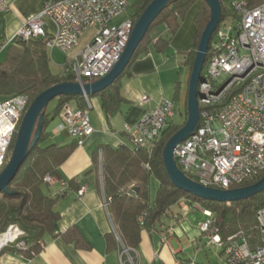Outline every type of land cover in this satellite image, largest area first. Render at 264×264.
<instances>
[{
    "label": "built area",
    "instance_id": "obj_1",
    "mask_svg": "<svg viewBox=\"0 0 264 264\" xmlns=\"http://www.w3.org/2000/svg\"><path fill=\"white\" fill-rule=\"evenodd\" d=\"M43 7L29 17L16 31L15 40L44 38L47 51L57 49L69 59L63 75L73 81L97 80L106 75L117 62L128 40L132 20L128 14V0H42ZM12 0H0V12H8ZM230 9L235 15L234 27L218 26L214 38L213 54L206 63L205 75L199 84V127L195 134L178 144L174 160L184 174L207 187L228 190L250 181L264 171V2L250 8L240 0H232ZM124 18L115 23L119 18ZM55 29L48 35L45 20ZM90 30L92 34L80 47V39ZM0 46V52L5 49ZM225 80L220 83L222 78ZM152 98L143 95L139 105L149 104ZM25 95L0 99V171L7 163V150L16 135L27 106ZM174 102L165 98L156 101L151 109L143 112L133 125L125 124L123 134L129 145L140 147L150 155L160 140L162 132L176 116ZM214 109H211L213 108ZM89 101L77 109L66 104L59 115L57 132L65 131L80 143L92 133L89 119ZM100 155V152H99ZM149 169L148 165H144ZM50 185L55 178L45 176ZM85 186L77 195L85 192ZM107 208V199L102 200ZM206 220L200 230L209 226L211 212L199 207ZM256 222L262 245L250 251L246 240L239 235L222 243L216 235L210 243L223 250L226 264H264V206L257 212ZM120 244L119 264L126 255L130 264L134 249ZM23 231L10 225L0 234V251L13 247L25 252L28 245ZM174 264H194L177 260Z\"/></svg>",
    "mask_w": 264,
    "mask_h": 264
},
{
    "label": "trees",
    "instance_id": "obj_2",
    "mask_svg": "<svg viewBox=\"0 0 264 264\" xmlns=\"http://www.w3.org/2000/svg\"><path fill=\"white\" fill-rule=\"evenodd\" d=\"M227 0H219L221 5V20L230 18L232 21L236 15L226 6ZM253 8L263 3L264 0H240ZM151 0H132L129 2L131 14H128L134 24ZM200 7L194 18L197 28L195 41L192 49L186 56L185 64L191 70L198 38L209 19V9L203 0H175L170 2L148 26V29L129 63L124 67L122 73L113 80L112 84L98 94L87 97H98L100 109L106 115L115 113L119 106L125 102L120 95V82L128 73V67L138 57L145 56L148 52L150 33L153 29L163 26L167 29L169 36L175 34L186 12L196 3ZM213 34L209 42V48L200 78L203 79L206 70V63L213 54ZM48 36L30 40H15L7 45L3 57L0 59V99L13 95H25L28 99L27 110L30 103L39 93L60 82L73 81L69 75H55L50 68V60L46 49ZM168 44L167 38H158L153 44L156 52H164ZM84 81H90L85 79ZM93 81V80H92ZM53 102L52 109L46 111L48 105ZM43 109V123L38 141L21 163L18 171L7 187L10 194L0 193V234L4 233L10 225L17 226L23 231L28 248L23 254L27 257L36 255L41 250L40 243L45 237L54 235V225L59 219L55 211V202L58 197L47 195L42 189L47 184L43 181L45 176L60 181L59 167L67 160L77 147L78 142L58 146L48 143L47 128L49 123L59 117L61 109L66 104H71L77 109L86 107V98L83 96H58ZM186 104V101H185ZM184 104V105H185ZM211 109H214L211 108ZM24 110V111H25ZM23 111V112H24ZM186 117V105L180 114V124L169 123L162 132L160 140L155 145L152 153L147 154L146 150L130 145H121L116 148L109 146L100 147L102 188L107 199V211L111 217L113 227L120 243L128 249H135L139 245L140 232H154L168 230L164 225L166 220L178 221L177 214L171 211L178 207L182 200L196 204L205 211L211 212L210 222L207 230L202 234L211 238L216 235L222 243H228V239L234 235L242 236L250 251H255L262 245L258 224L257 212L264 206V190L255 196L237 202L219 203L202 200L193 197L171 185L162 164L163 145L168 139L179 130L184 124ZM19 125V124H18ZM16 137V135L14 136ZM7 150V161L10 158L15 138ZM98 158L96 152L93 156L94 164ZM148 165L149 169H145ZM193 181L196 179L185 174ZM264 175V171L250 181L230 189L240 188L256 183ZM67 184L71 187L72 181ZM155 184L156 188L152 194L151 190ZM134 194V196H132ZM165 228V229H163ZM65 234L75 243L76 247H87L80 244L82 236L75 229L68 230ZM107 251H120V244L114 234L105 236Z\"/></svg>",
    "mask_w": 264,
    "mask_h": 264
},
{
    "label": "crops",
    "instance_id": "obj_3",
    "mask_svg": "<svg viewBox=\"0 0 264 264\" xmlns=\"http://www.w3.org/2000/svg\"><path fill=\"white\" fill-rule=\"evenodd\" d=\"M42 3V0H12L10 10L0 12V46H6L0 52V59L7 45L12 43L16 31L29 17L41 11ZM199 7L197 2L186 12L172 36L168 35L163 26L152 30L148 52L130 64L127 75L120 82V95L125 102L115 113L106 115L100 109L98 97L89 100L92 133L77 144L72 154L59 167L62 180H56L42 189L51 197L59 196L54 207L59 214L53 228L55 236L45 237L40 242V252L29 257L13 247L3 248L0 251V264H119V251H107L104 241L106 235L114 234L116 237L117 234L107 208L102 206L105 196L101 187L100 147L116 148L129 145L126 135L123 134L124 125H133L143 112L151 109L160 98L173 101V106L176 104L180 113L182 112L186 101L187 78L190 74L185 61L195 41L197 28L194 18ZM54 29L53 23L46 19L47 34L54 33ZM158 38L168 40L165 51L161 53L156 52L153 47ZM54 50L56 49L47 51L49 60ZM143 95L151 97L152 101L141 106L138 100ZM91 112H94L93 116L90 115ZM57 122L59 117L49 123L48 143L58 146L71 144L74 141L71 136L65 131H56ZM96 152L98 158L94 164L92 161ZM68 181L73 182L71 187L67 184ZM82 186H85L86 190L79 196L77 191ZM71 229L81 234L83 240L80 244L87 247L75 246L65 234ZM167 229L140 232L139 245L131 255L135 264H174L175 261L181 260L180 241L176 242L172 238L174 234L169 226ZM121 260L124 264H130L126 255Z\"/></svg>",
    "mask_w": 264,
    "mask_h": 264
},
{
    "label": "water",
    "instance_id": "obj_4",
    "mask_svg": "<svg viewBox=\"0 0 264 264\" xmlns=\"http://www.w3.org/2000/svg\"><path fill=\"white\" fill-rule=\"evenodd\" d=\"M172 1L175 0H151L131 27L128 40H126V45L122 53H120L119 59L106 75L95 81L60 82L50 86L34 97L27 110L24 111L19 123L10 158L0 171V193L12 194L7 192V187L21 166V163L26 159L29 150L33 148L39 139L38 136L41 133L44 116L43 109L58 96H83L87 98L98 94L110 86L113 83L112 81L122 73L124 67L129 63L134 51L141 42L140 40L143 39L148 26L157 17L158 13ZM203 2L209 9V19L198 38L197 48L194 51L195 57L193 64H191L189 77L187 78L186 120L180 129L176 130L163 145L162 164L171 185L193 197L219 203L243 201L264 190V175L254 184L235 189L221 190L207 187L191 180L180 171L173 159L174 150L178 144L195 134L199 127V105L197 104L198 99L201 97L200 92H198L199 84L202 82L200 75L209 48L210 37L216 32L221 20V5L219 0H203Z\"/></svg>",
    "mask_w": 264,
    "mask_h": 264
},
{
    "label": "rangeland",
    "instance_id": "obj_5",
    "mask_svg": "<svg viewBox=\"0 0 264 264\" xmlns=\"http://www.w3.org/2000/svg\"><path fill=\"white\" fill-rule=\"evenodd\" d=\"M132 0H128L131 3ZM232 0L226 1V6L230 8V3ZM128 14H131L129 8ZM127 14V15H128ZM122 18L113 21L115 23L122 20ZM236 19V18H235ZM234 21L227 18L222 23H219V26H229L234 27ZM92 32L87 30L80 39V47L84 45L86 39L90 37ZM69 58L59 50H54L50 57V68L53 74L63 75L64 65ZM225 80L223 77L220 81L222 83ZM54 103L51 102L46 111L52 109ZM184 109H182L183 112ZM181 112V113H182ZM175 113L174 123L180 124V109L179 106L175 104ZM91 116L94 115V112H91ZM127 142L129 140L127 139ZM156 186L155 184L152 187V194L154 193ZM188 201L182 200L178 207L173 208L171 211L173 214H177L178 221L171 219L166 220L164 225L169 226L174 236L172 237L176 242L180 241V248L182 254L180 255L181 260L191 261L194 264H226L224 263L225 257L221 247L217 245H212L210 243V237L202 234L200 230V225L206 220V217L203 216L201 211H199V206ZM174 246V244H173Z\"/></svg>",
    "mask_w": 264,
    "mask_h": 264
}]
</instances>
